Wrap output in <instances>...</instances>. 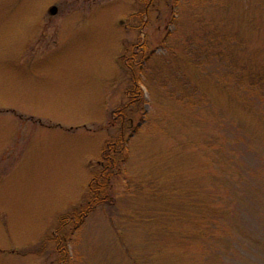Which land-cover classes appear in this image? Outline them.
Instances as JSON below:
<instances>
[{
    "label": "rangeland",
    "instance_id": "374dc122",
    "mask_svg": "<svg viewBox=\"0 0 264 264\" xmlns=\"http://www.w3.org/2000/svg\"><path fill=\"white\" fill-rule=\"evenodd\" d=\"M250 2L0 0V264H59V219L121 132L132 72L144 97L116 203L62 230L67 264H264V90L194 52L237 32L264 69Z\"/></svg>",
    "mask_w": 264,
    "mask_h": 264
},
{
    "label": "trees",
    "instance_id": "16d2710c",
    "mask_svg": "<svg viewBox=\"0 0 264 264\" xmlns=\"http://www.w3.org/2000/svg\"><path fill=\"white\" fill-rule=\"evenodd\" d=\"M250 1L252 5L251 12H253L249 16V22L254 26L264 24V0ZM240 17L241 21L244 20L242 19L243 16H239V19ZM202 37V42L197 41L194 49L196 56H200V53L203 51L206 58L210 59V61L214 56L219 57L220 60L225 61L229 66L231 75L235 76L232 80L236 81L238 85H240L241 82H247L250 86L260 87L264 90V69L255 67L259 64L253 61L254 59L251 60L253 62L252 64L250 63L251 65L248 62H244L242 57L233 49V42L238 41L240 38L239 33H230L227 30L216 31L213 29L208 32L204 31ZM189 39V42L192 43V38L189 37ZM205 43H207L208 46H206ZM215 47L216 49H213ZM139 53H134L132 55L133 60L137 58L138 60L144 59L143 52L140 51ZM190 53H192V51ZM140 55H142V57H140ZM132 78V86L126 90L129 98L128 102L115 108L111 114V123L114 125L119 124L121 132L112 137L102 149L98 166H96L89 181L85 203L78 210L65 214L59 219L60 224L55 231L56 237H54V240L57 242V250L60 257L59 264L68 263L67 244L70 243L71 238L67 233L63 236L62 230L70 225V223L75 228L80 229L87 217L96 208L114 205L116 203L117 197L113 190L114 182L126 172L127 163L130 158L129 145L132 134L130 133L128 137H125V125L129 124V126H133L136 117L133 111L138 112L136 108L144 97L141 78L137 77L133 72ZM137 129L138 127L136 128L135 125V129L133 130L136 132L138 131ZM153 192L155 195L157 194L156 190H153Z\"/></svg>",
    "mask_w": 264,
    "mask_h": 264
},
{
    "label": "water",
    "instance_id": "95a60500",
    "mask_svg": "<svg viewBox=\"0 0 264 264\" xmlns=\"http://www.w3.org/2000/svg\"><path fill=\"white\" fill-rule=\"evenodd\" d=\"M58 12V7L56 5H52L50 8H49V13L54 15Z\"/></svg>",
    "mask_w": 264,
    "mask_h": 264
}]
</instances>
